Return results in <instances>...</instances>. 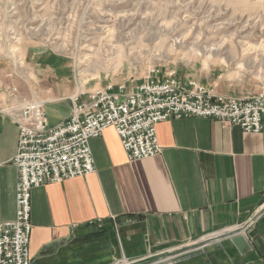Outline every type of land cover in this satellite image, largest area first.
Wrapping results in <instances>:
<instances>
[{
	"label": "crops",
	"instance_id": "1",
	"mask_svg": "<svg viewBox=\"0 0 264 264\" xmlns=\"http://www.w3.org/2000/svg\"><path fill=\"white\" fill-rule=\"evenodd\" d=\"M49 64L58 82L42 101L53 126L68 116L73 95L84 99L108 82L73 91L63 60ZM11 84L0 64V222L16 212L18 127L2 90ZM156 136L159 154L128 160L107 127L89 140L94 172L31 189L30 264H121L122 257L150 264L207 234L216 237L205 251L162 264H264V120L247 132L215 118H170L157 123ZM242 226L254 236L239 252L226 234Z\"/></svg>",
	"mask_w": 264,
	"mask_h": 264
},
{
	"label": "rangeland",
	"instance_id": "2",
	"mask_svg": "<svg viewBox=\"0 0 264 264\" xmlns=\"http://www.w3.org/2000/svg\"><path fill=\"white\" fill-rule=\"evenodd\" d=\"M46 55L63 60L73 91L134 84L155 67L215 93L253 95L264 89V0H0V64L27 99L53 97L58 74ZM210 235L150 264L205 251Z\"/></svg>",
	"mask_w": 264,
	"mask_h": 264
},
{
	"label": "built area",
	"instance_id": "3",
	"mask_svg": "<svg viewBox=\"0 0 264 264\" xmlns=\"http://www.w3.org/2000/svg\"><path fill=\"white\" fill-rule=\"evenodd\" d=\"M2 90L7 96L4 111L18 127L13 157L18 176L15 217L0 222V264H30L31 189L94 172L89 140L107 127L115 129L128 160H139L161 152L156 136L160 121L209 117L257 132L264 120V89L249 96L215 93L197 81L181 82L173 72L162 74L155 67L129 89L125 82L110 81L104 88L86 92L84 99L80 93L73 95L68 116L53 126L48 124L42 100L25 98L14 83ZM259 215L264 216V209ZM166 261L167 256L156 264Z\"/></svg>",
	"mask_w": 264,
	"mask_h": 264
},
{
	"label": "water",
	"instance_id": "4",
	"mask_svg": "<svg viewBox=\"0 0 264 264\" xmlns=\"http://www.w3.org/2000/svg\"><path fill=\"white\" fill-rule=\"evenodd\" d=\"M246 230H247V227L242 226L226 234V236L229 237L231 244L239 252H243L244 250H247L249 248L250 244H249L248 238L254 236V233L252 231L246 232Z\"/></svg>",
	"mask_w": 264,
	"mask_h": 264
},
{
	"label": "bare ground",
	"instance_id": "5",
	"mask_svg": "<svg viewBox=\"0 0 264 264\" xmlns=\"http://www.w3.org/2000/svg\"><path fill=\"white\" fill-rule=\"evenodd\" d=\"M216 236H212V238L211 237H209V239H214Z\"/></svg>",
	"mask_w": 264,
	"mask_h": 264
}]
</instances>
